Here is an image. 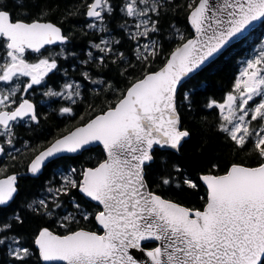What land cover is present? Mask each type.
<instances>
[{
  "label": "snow or ice",
  "instance_id": "6c2138e0",
  "mask_svg": "<svg viewBox=\"0 0 264 264\" xmlns=\"http://www.w3.org/2000/svg\"><path fill=\"white\" fill-rule=\"evenodd\" d=\"M173 3L83 0L67 14L90 21L92 38L77 51L75 34L50 19L49 0H0V142L7 146H0V154L15 160L13 152L22 151L16 127L40 124L28 98L38 87L63 102L56 109L61 116H74L81 103L95 101L74 130L38 152L31 149L26 174L38 176L52 164V178L45 195L0 215L3 264H264V38L223 102L209 98L205 104L219 110L215 129L223 146L254 156L255 165L233 159L221 171L213 162L193 176L176 163L169 167L165 154H178L192 136L181 116L180 89L264 23V0H187L193 35L169 25L175 46L165 53L161 24L180 7ZM125 42L130 55L121 50ZM113 71L120 79L108 75ZM57 73L63 82L48 85ZM193 92H183L188 110ZM96 147L102 158L93 166L61 163L68 154ZM18 179H0V213L18 194ZM201 188L202 206H187L182 197ZM22 211L44 223L23 231L28 216ZM81 221H94L95 230Z\"/></svg>",
  "mask_w": 264,
  "mask_h": 264
},
{
  "label": "trees",
  "instance_id": "16d2710c",
  "mask_svg": "<svg viewBox=\"0 0 264 264\" xmlns=\"http://www.w3.org/2000/svg\"><path fill=\"white\" fill-rule=\"evenodd\" d=\"M83 0H49V8L53 9L50 16L52 22L57 23L63 21V27L66 30H71L75 34V40L72 42V46L77 51L85 48L89 39L92 38L91 30L86 28V24L89 20L83 15L76 17L68 16L73 7L79 8ZM187 0H174L173 7H176L174 13L170 12L163 20L161 27L165 33L166 39L164 41V51L167 53L172 47L175 46V42L171 41L169 36V25H175L179 27L187 37L193 35V31L187 22L186 12ZM83 8L80 11L83 12ZM119 23V17L112 21V27L115 29L116 24ZM85 32L89 34L85 36ZM264 32V23L253 30L247 39L243 42L235 44L231 47L227 53L218 58L210 66L206 67L203 71L196 74L192 79L187 81L184 88L180 89L178 96V102L182 104L181 116L184 125L192 131V136L182 146L178 154L167 152L169 167L172 163L178 164L185 172L191 173L193 176L197 174L199 169L206 168L213 162H218L221 165V171L229 164L233 159L237 162H244L250 165H255L256 160L254 156L248 153H240L235 155L230 150L223 146L221 143L222 137L216 133L215 125L219 122V110L218 109H207L205 104L209 101V98L216 100L217 102H223V98L232 89V85L239 72L242 60L248 55L249 51L253 46L261 40ZM132 46L125 42L121 45V50L125 51L130 55V48ZM54 50H59V47H53ZM163 59V57H161ZM160 66L159 61L153 65V68ZM65 68L69 67V63L64 64ZM109 76L120 79L113 71L108 73ZM62 73L50 76L47 79V84L51 86H58L62 83ZM121 88L124 87V83L119 85ZM194 89L192 94L193 104L192 109L188 110L187 106H183V92L186 90ZM44 88L38 87L34 94L30 93L28 96L34 100L38 111L41 116L40 124L34 125L29 124L27 126H17L16 132L18 133V140L16 147L22 149L20 154L13 152L16 155V159L13 160L7 154H3L0 158V169H6V171L0 175L1 177L13 174L25 173L29 162L34 156V152L31 149H35L37 152L44 147L48 146L54 139L65 134L72 128L80 125L81 116H86V109L88 103H94L91 98L81 103L75 108L74 116H61L57 114L56 109L59 103L55 98H48L43 95ZM95 113H93L94 115ZM211 126V130L209 127ZM206 140V143H205ZM27 141L29 148L24 147V142ZM2 143V142H1ZM7 150V146L4 145ZM203 148L201 153L200 149ZM161 153H157V163L153 166L155 172L160 171L159 167V156ZM219 157L218 161L214 158ZM102 158V148L96 147L91 152H85L80 155L68 156L67 159L62 161L65 167H77L81 166H93L98 159ZM53 165L50 164L44 168L43 173L38 176L32 175H18L19 179L18 194L15 199L11 202L9 207L2 210L0 215L9 216L15 210H22L26 202L31 201L33 198H38L45 195V182L50 180ZM58 179V178H57ZM164 191V190H158ZM165 194L167 192L165 191ZM204 194V189L201 188L199 193L188 194L182 197L183 202L189 206H202L203 201L199 199L200 195ZM22 214L27 215L28 219L25 222L23 231H31L32 227L42 225L43 220L33 219L31 214L23 212ZM81 227H87L95 230L94 221L88 223L81 221ZM52 227L59 232H63V229L58 228L56 225ZM155 244L149 243L148 247H153ZM4 257L0 256V264H3Z\"/></svg>",
  "mask_w": 264,
  "mask_h": 264
},
{
  "label": "rangeland",
  "instance_id": "374dc122",
  "mask_svg": "<svg viewBox=\"0 0 264 264\" xmlns=\"http://www.w3.org/2000/svg\"><path fill=\"white\" fill-rule=\"evenodd\" d=\"M262 38H264V32H263V34H262L261 39H262ZM259 42H260V41H259ZM259 42L256 43V44L253 46V48L249 51L248 55L242 60V63H241V66H240V69H239V72H238L237 76L239 75L240 71L242 70V67H243V65H244V62H245L247 59L253 58V57L259 52V50H260V43H259ZM29 59H30V60H31V59H34V57H33V58H30V57H29ZM42 97H43V95H42ZM257 102H259L258 99H257Z\"/></svg>",
  "mask_w": 264,
  "mask_h": 264
},
{
  "label": "water",
  "instance_id": "95a60500",
  "mask_svg": "<svg viewBox=\"0 0 264 264\" xmlns=\"http://www.w3.org/2000/svg\"><path fill=\"white\" fill-rule=\"evenodd\" d=\"M54 23V22H53ZM262 23H257V24H255L254 26H253V29H250V32H249V34L253 31V30H255L257 27H259L260 25H261ZM191 27V26H190ZM193 31V30H192ZM54 46H57V45H54ZM29 98V97H28ZM29 99H31V98H29ZM32 100V99H31ZM33 101V100H32ZM34 102V101H33ZM35 103V102H34ZM36 104V103H35ZM79 126V125H78ZM77 127V126H76ZM75 128V127H74ZM74 128H72L71 130H74ZM71 130H69V131H71ZM65 134H67V132L65 133ZM60 137V136H59ZM59 137H57V138H59ZM55 140V139H54ZM54 140L52 141V142H54ZM51 142V143H52ZM50 143V144H51ZM49 144V145H50ZM48 145V146H49ZM0 146H3V144L0 142ZM47 147V146H46ZM42 150V149H41ZM3 156V154H0V158ZM68 156H74V155H72V154H68ZM31 162V161H30ZM30 162H29V164H30ZM28 164V165H29ZM23 174H26V172L25 173H20V174H16V175H23ZM27 175H31V174H27ZM3 178H6V176H4V177H1L0 179H3ZM154 244V243H153ZM155 246V245H154ZM153 246V247H154ZM137 255L139 256V255H141V254H139V253H137Z\"/></svg>",
  "mask_w": 264,
  "mask_h": 264
},
{
  "label": "flooded vegetation",
  "instance_id": "af4514ba",
  "mask_svg": "<svg viewBox=\"0 0 264 264\" xmlns=\"http://www.w3.org/2000/svg\"><path fill=\"white\" fill-rule=\"evenodd\" d=\"M52 47H60V46L58 45V46H52ZM30 58H33V57L30 56Z\"/></svg>",
  "mask_w": 264,
  "mask_h": 264
}]
</instances>
